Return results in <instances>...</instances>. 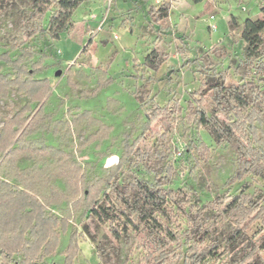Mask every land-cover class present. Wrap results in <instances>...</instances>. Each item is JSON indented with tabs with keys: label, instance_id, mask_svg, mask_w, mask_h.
Here are the masks:
<instances>
[{
	"label": "rangeland",
	"instance_id": "obj_1",
	"mask_svg": "<svg viewBox=\"0 0 264 264\" xmlns=\"http://www.w3.org/2000/svg\"><path fill=\"white\" fill-rule=\"evenodd\" d=\"M33 1L0 0V53L8 52L12 60L22 56L27 68L39 61L42 69L35 77L51 82L28 140L65 151L81 167L83 188L112 176L119 183L141 180L180 189L200 207L241 191L264 207L263 176L250 174L230 183L237 171V140L218 145L205 128L186 117L189 101L205 90L207 112L227 119L216 108L208 81L225 77L233 84L251 81L264 87V74L258 69L264 56L249 59L242 38L246 20H264V0H76L71 27L58 39L47 31L29 36L36 26L31 18ZM164 2L171 8L159 28L150 21L148 10ZM153 50L167 57L158 70L145 65ZM0 73L14 77L15 68L0 61ZM26 102L15 88L0 98V131L6 118ZM154 104L163 112L145 129ZM260 127L264 136V123ZM200 142L209 147L206 159L196 148ZM113 156L116 162L108 166ZM16 164L37 171L40 197L49 194L48 183L66 189L63 178L52 177L57 166L53 157L22 156ZM8 165H0V179L17 186ZM168 206L171 221L163 219L164 224L186 230V215L174 203ZM86 208L84 200L73 199L47 206L48 215L60 221L58 243L40 264H67L73 240L78 253L72 264H145V256L154 249L148 230H130L117 238L110 222L100 221ZM203 224L207 242L225 238L234 228L230 219L210 210L203 212ZM246 231L264 264V208ZM20 259L21 255L14 256V262Z\"/></svg>",
	"mask_w": 264,
	"mask_h": 264
},
{
	"label": "trees",
	"instance_id": "obj_2",
	"mask_svg": "<svg viewBox=\"0 0 264 264\" xmlns=\"http://www.w3.org/2000/svg\"><path fill=\"white\" fill-rule=\"evenodd\" d=\"M76 6V0H34L31 18L36 26L29 36L47 31L52 38H60L71 27ZM170 8L169 2L151 6L148 10L150 21L160 28L161 20L168 16ZM50 12L47 27H44L43 21ZM263 32L264 20L248 19L244 22L242 38L247 44L249 59L264 56ZM166 58L162 52L153 50L145 58V65L158 70ZM0 61L15 68L14 77L0 73V98H7L13 88L27 98L20 110L6 118L0 131L1 164L8 162L14 171L12 177L18 182L15 186L9 179H0V264H40L42 259L53 254L58 243L56 228L60 221L49 216L46 208L70 199L84 200L87 212L102 222H110L117 238L128 235L130 230H148L149 242L154 249L145 256V264H172L176 260H182V264H203L209 259L223 257L226 260L222 264H263L258 247L246 230L264 207L260 200L245 191L234 196H218L200 207L188 200L185 192L165 188L159 182L149 184L135 180L119 183L109 176L98 184L83 188L81 167L69 160L65 151L50 145L38 146L27 139L36 129L43 113L42 103L51 89L48 78L35 77L42 64L36 61L27 68L22 63V56L12 60L8 52L0 53ZM258 69L264 74L263 63ZM206 85L208 91H213L216 108L222 110L227 119L207 112L205 90L200 93L198 90L199 96L189 101L186 117L205 128L218 145L237 140V171L230 183L242 181L250 174L264 177V136L260 127L264 123V87L251 81L233 84L226 82L225 77L217 82L208 81ZM33 104H36L34 108ZM162 112L163 108L154 104L145 129H149ZM196 148L201 158L208 157L209 147L205 142L198 143ZM22 156L53 157L57 166L52 177L63 178L66 189L60 190L47 182L49 194L40 197L35 184L37 171L17 167V160ZM170 202L186 215V230L180 232L164 224V220L171 218ZM187 205L188 211L185 210ZM205 210L230 219L234 224L230 234L221 240L207 242L203 237ZM77 253L78 246L73 240L67 250V264L73 263ZM15 255H21L17 262H14Z\"/></svg>",
	"mask_w": 264,
	"mask_h": 264
},
{
	"label": "water",
	"instance_id": "obj_3",
	"mask_svg": "<svg viewBox=\"0 0 264 264\" xmlns=\"http://www.w3.org/2000/svg\"><path fill=\"white\" fill-rule=\"evenodd\" d=\"M115 162H116V157L113 156V157L110 159V161L108 162V166H112L113 164H115Z\"/></svg>",
	"mask_w": 264,
	"mask_h": 264
}]
</instances>
